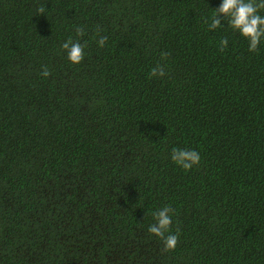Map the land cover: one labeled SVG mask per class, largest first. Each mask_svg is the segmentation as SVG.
<instances>
[{"label":"trees","instance_id":"obj_1","mask_svg":"<svg viewBox=\"0 0 264 264\" xmlns=\"http://www.w3.org/2000/svg\"><path fill=\"white\" fill-rule=\"evenodd\" d=\"M221 4L0 0V264H264V39L209 30Z\"/></svg>","mask_w":264,"mask_h":264},{"label":"clouds","instance_id":"obj_2","mask_svg":"<svg viewBox=\"0 0 264 264\" xmlns=\"http://www.w3.org/2000/svg\"><path fill=\"white\" fill-rule=\"evenodd\" d=\"M264 10V0H222V4L215 9L214 15L208 23L209 30H215L221 27V14L227 19L228 26L240 32L242 36L249 40L250 52H256L259 49L262 39H264V16L260 15V11ZM38 14L45 13V7L37 8ZM76 36L83 37L86 30L83 26L76 27ZM99 28L97 35H99ZM108 41L107 36H99L97 41L100 47H104ZM88 42H80L79 39L73 40L70 36L67 41L63 42L61 47L67 51V56L73 64H80L85 59V48ZM228 46V39L222 38L219 42L220 51H224ZM170 53L161 52V58L167 60ZM41 76L47 78L51 75V71L47 65L42 66ZM151 77H164L167 75L165 65L158 63L150 71ZM173 162L181 166L185 171H190L201 161V156L197 150L181 149L173 147L171 152ZM175 209L170 205L164 206L162 209L153 212L156 223L149 226L148 232L164 241V251H173L177 247L180 240V229L177 228L175 233L171 232L172 215ZM167 233V235H166Z\"/></svg>","mask_w":264,"mask_h":264}]
</instances>
